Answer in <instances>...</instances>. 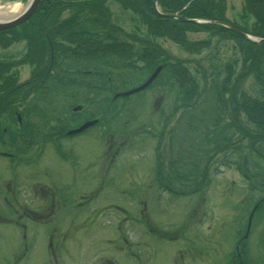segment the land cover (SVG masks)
Wrapping results in <instances>:
<instances>
[{
  "label": "rangeland",
  "instance_id": "1",
  "mask_svg": "<svg viewBox=\"0 0 264 264\" xmlns=\"http://www.w3.org/2000/svg\"><path fill=\"white\" fill-rule=\"evenodd\" d=\"M221 1L227 20L248 30L253 28L254 20L245 12L244 0ZM27 2L0 0V6L19 4L22 9ZM109 8L120 22L118 28L139 35V29L146 31L132 12H122L113 2ZM187 37L209 43L197 52L186 51L166 38L157 39V44L172 62L183 61L197 80L201 93L191 106L182 107L169 76H165V84L154 82L147 90L128 97L92 91L86 104L81 83L96 82L98 71L83 68L85 61H75L68 55L59 57L66 65L57 70L67 73H59V78L66 77L62 87L58 82L50 88L56 78L52 77L46 89L39 90V97L33 99L32 94L29 105H18L20 111L36 106L43 113L35 111L31 115L34 120L29 121L19 112L26 127L35 125L41 132L29 128L20 138H31L26 144L36 149L40 138L50 137L43 157L37 149L29 155L14 152L19 156L13 170L21 180L11 178L12 183L3 184L10 185L8 191L16 208L17 201L30 202L44 214L36 217L38 221H24L26 228L0 222V264H231L237 245L239 253L246 247L250 264H264V212L255 217L258 206L254 207L264 196V181L257 179L262 183L257 185L239 170V164L247 159L250 173L264 178V142L252 148L245 133L254 136V126L240 112L237 127L230 92L222 100L216 93L217 84L228 81L231 74L233 84L244 72L241 45L235 39L206 32H188ZM26 50L25 41L7 49L0 46V60H20ZM12 70L19 84L32 76L28 63ZM139 70H113L112 87L122 93L139 86L149 77L145 74L148 69ZM71 82L73 86L67 88ZM239 87L253 97L259 96V85L250 73ZM236 94L238 98V91ZM111 96L113 101L117 99L115 105L101 122V117L96 118L100 122L97 126L62 141L65 155L61 159L56 150L59 141L52 135L62 127L68 131L75 123L85 121L92 112H98L94 102ZM79 105L81 109L74 110ZM117 109L119 114L111 116ZM44 110L57 111L56 119L45 123L44 116L51 115ZM9 121V126L18 131V124L10 119L4 122ZM12 130L0 135L14 136ZM69 148L72 156L67 154ZM0 150L11 151L2 145ZM9 168L8 160L0 157L3 177L10 174ZM38 180L46 184V198L40 200L32 188ZM0 191L6 192L4 187ZM61 196H67L68 201ZM18 210L16 216L26 212ZM0 213L5 212L0 209Z\"/></svg>",
  "mask_w": 264,
  "mask_h": 264
},
{
  "label": "trees",
  "instance_id": "2",
  "mask_svg": "<svg viewBox=\"0 0 264 264\" xmlns=\"http://www.w3.org/2000/svg\"><path fill=\"white\" fill-rule=\"evenodd\" d=\"M110 2L118 4L122 12L130 11L136 15L140 23L145 25L146 31L142 32L139 29V35L136 31L118 28L120 22L111 14ZM153 2L154 0H42L27 21L16 27L0 31V46L3 49H7L20 41H25L27 47L20 60L13 62L11 59L0 60V126L6 127V124H10V121L9 123L4 122L7 119H10L12 124H18L20 127H18V131L13 126H9V129L12 128L13 132H16L15 139L25 136L29 128L33 132L39 130L35 125L26 127V121L22 118L19 121L16 116L20 112L22 116L28 117L31 121L34 120L31 116L32 113L36 114L39 111L38 115L43 114L36 106L32 109L24 108L21 111L19 106L29 105L32 94H35L33 99L39 97V90L46 89L49 80H53L52 77L56 78H54L50 88L56 86L58 82L59 88L62 87V79L66 77L59 78V73H67L57 70L60 65H66L59 60L61 56L66 58L69 56L75 61L77 59L85 61L86 64H83V68L94 67V70L98 71V81H83L81 83L80 90L81 88L86 90V96L83 99L86 104L90 102L89 95L93 92L95 94L96 91H106L110 95L119 93L111 85L113 70L131 69L132 71L136 70L134 72L136 73L138 69L141 72L148 69L145 74L150 76L152 71L161 66L160 73L154 82H160V84L164 82L163 84H165L164 78L169 76L170 82H173L178 89V99L181 100L182 107L191 106L196 103L201 93L197 80L183 65V61L177 59L172 62L169 59L170 56L157 44V39L166 38L180 45L186 51L197 52L207 46L209 41H191L188 39L187 33L199 31L209 33L212 36L232 38L241 45L244 72H240L233 84L230 82V78L233 76L232 74L229 75L230 78L226 79L228 81L216 85V93L222 100V97L230 92L235 115L233 123L237 124V127L240 128L237 120L240 112L254 126L256 131L254 136L248 132L245 133L251 139L252 148H255L257 142H264V41L254 43L239 33L243 32L264 39V0H244L245 12L251 15L254 20L251 30L227 20L221 0H158V6L162 13H177L180 18L212 21L202 23L184 22L178 18L160 16L155 11ZM66 11L68 14L62 18ZM214 21L229 23L239 32L222 24L213 23ZM26 63L32 68V76L26 82L19 84L18 75L12 68ZM55 71L56 76H53ZM247 73L252 74L259 85L258 97L240 91V83L246 78ZM73 83L71 82L67 88L72 87ZM71 90L75 91L76 88ZM237 91L239 93L238 98ZM74 98L79 100L75 95ZM112 98V96L105 98L106 100L101 103L94 102L93 105L98 107V112L95 114L92 112L84 119L101 117L100 121H102L106 114L112 111L110 107L115 105L117 99L113 101ZM119 112L120 110L117 109L112 112L111 116H116ZM46 114L51 115L50 117L44 116L43 120L48 124L49 120L56 119L58 112L52 111ZM4 117L5 119H3ZM65 129L62 127L52 136L64 137ZM3 133L0 129V134ZM46 137H50V135H46ZM247 163L248 160L246 159L242 164H239V170L247 180L254 179L257 185L262 184L261 181L257 183V179L264 181V178L257 173H250ZM261 192L264 193V189ZM256 206L258 207L255 217L260 212H264V196L256 200L254 207ZM240 250H243L244 253L242 251L233 253L231 264H250L246 247L243 249L241 247Z\"/></svg>",
  "mask_w": 264,
  "mask_h": 264
},
{
  "label": "flooded vegetation",
  "instance_id": "3",
  "mask_svg": "<svg viewBox=\"0 0 264 264\" xmlns=\"http://www.w3.org/2000/svg\"><path fill=\"white\" fill-rule=\"evenodd\" d=\"M9 128L10 127L8 124L6 126V128H3L2 130L7 132L6 130ZM2 130H1V132L3 133ZM11 130H12V128H11ZM88 130L89 129H87V130H85L82 133L77 134V135L64 136V137L57 136L56 140L59 141V143L56 144L57 145L56 150H58L60 158L62 155L63 156L65 155L62 151V141L71 140L74 137H77L79 135L84 134ZM66 131L67 130H65L63 132V134ZM12 132H13V130H12ZM29 139H31V138L24 139V138L17 137V139H15L13 135H8V137H4V136L0 137V145H2V148L5 146L6 148L11 149V151L0 150V157L7 159L8 162L10 163V166H11V168H9L10 174H7L6 177H3L4 173L0 171V187L1 188L4 187L5 191H6V192L0 191V209L5 212L4 214L0 213V222L8 223V225H15V223L22 224L23 228H26V225H25L26 223L24 221H27V222L30 220L38 221L36 217H39L41 214H44L43 213L44 211H42V212L37 211L36 208L34 207V205L32 206L30 204V202H26V204H24V203L22 204V203L17 201L18 207L16 208V206L14 205L15 201H14L13 197L11 198L10 193L8 191V188L10 187V185H8L9 187L5 186L3 184V182H6L7 184H9V183H12L11 178L20 179V177L15 175V171L13 170L14 166H15V159L19 156L18 154L16 155V153H14L15 151H17V153H22V154L25 153L26 155L27 154L29 155L31 150L33 152V150L35 151L37 149V153L39 154L40 157H43V155L46 154V146L48 144L46 136L43 138H40L39 146L36 149L35 148L31 149V147H29V145H27V144H29V141H28ZM21 146L23 148H20ZM67 154L69 156H72V149L71 148L68 149ZM41 161H42V159H41ZM5 179H7V180H5ZM32 188H33V193L35 194V196H37V198L39 200L46 198L45 197L46 194L44 193V188H46V184H44V182H42L41 180H38L35 185H32ZM29 193L31 194V187L29 189ZM61 198H63V197L61 196ZM63 199H65V201H68L69 198L66 196ZM45 206H46V202L43 203V208H45ZM18 208H20V209L23 208L26 210V212L21 211L22 212L21 215L16 216L20 213V210H18ZM38 209H39V206H38ZM16 217H17V220L15 222L14 220L16 219ZM236 247H238V245ZM238 250H239V247L236 250L237 253H238Z\"/></svg>",
  "mask_w": 264,
  "mask_h": 264
},
{
  "label": "water",
  "instance_id": "4",
  "mask_svg": "<svg viewBox=\"0 0 264 264\" xmlns=\"http://www.w3.org/2000/svg\"><path fill=\"white\" fill-rule=\"evenodd\" d=\"M40 2H41V0H28L26 6L24 7V10L19 15L12 16L11 18H8V19L0 20V31L6 30V29H9V28L16 27V26L22 24L23 22L27 21L30 18V16L35 12V10L37 9L38 4ZM153 5H154V9L157 12V14H159L160 16H163V17L176 18V19L178 18V19H181L184 22H192V23L212 22L211 20H205V19H186V18H180L178 16V14L162 13V12H160L158 10V0H154ZM213 23L222 24V25H224L226 27H229V28H231L233 30H236L232 25L227 24V23H224V22L214 21ZM239 33L241 35H243L245 38H247L249 40H252L254 42L264 41V39L254 38L251 35L246 34V33H243V32H239ZM160 70H161V66H159L152 73V75L143 84H141L140 86H138L136 88H133L131 90H128L126 92H123V93H117V94H115L114 97L116 98V97H118L120 95L121 96H128V95H130L132 93H136V92H139V91L145 89L157 77V75L160 72ZM80 108H81L80 106H77V107L74 108V110H80ZM97 121H98L97 119L86 121L80 127L76 128L74 130L68 131V134L79 133V132L83 131L84 129L90 127L91 125H94L95 123H97Z\"/></svg>",
  "mask_w": 264,
  "mask_h": 264
},
{
  "label": "bare ground",
  "instance_id": "5",
  "mask_svg": "<svg viewBox=\"0 0 264 264\" xmlns=\"http://www.w3.org/2000/svg\"><path fill=\"white\" fill-rule=\"evenodd\" d=\"M23 10H24V8H22V9L20 8L19 9L17 7V5L15 7H12V8H10L9 6H0V20L8 19V18H11L12 16L19 15ZM97 125H98V123L97 124H94L92 127H95ZM70 129L71 130H74L76 128L75 127H71Z\"/></svg>",
  "mask_w": 264,
  "mask_h": 264
},
{
  "label": "clouds",
  "instance_id": "6",
  "mask_svg": "<svg viewBox=\"0 0 264 264\" xmlns=\"http://www.w3.org/2000/svg\"><path fill=\"white\" fill-rule=\"evenodd\" d=\"M20 5L19 4H17V7H19Z\"/></svg>",
  "mask_w": 264,
  "mask_h": 264
}]
</instances>
